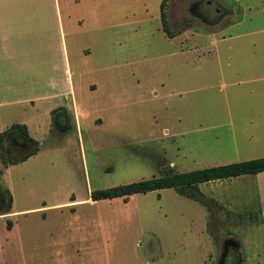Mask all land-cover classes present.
Here are the masks:
<instances>
[{
  "label": "rangeland",
  "instance_id": "1",
  "mask_svg": "<svg viewBox=\"0 0 264 264\" xmlns=\"http://www.w3.org/2000/svg\"><path fill=\"white\" fill-rule=\"evenodd\" d=\"M73 1L77 27L65 41L80 69L73 76L78 115L66 106L64 131L58 110L48 129L31 120L36 152L0 176V211L8 195L17 211L0 215V264H227L220 254L228 249L232 256L233 234L247 256L251 243H261V227L250 220L264 211V171L199 183L208 207L172 188L88 201L92 190L158 176L169 162L183 172L264 154L250 152L258 132L243 120L247 110L240 116L233 100L225 105L209 53L194 61L192 76L201 73L203 83L180 92L190 106L175 118L171 86L180 74L171 67L181 68L170 53L180 40L162 32L159 0ZM205 1L166 0L168 30L213 18L216 10ZM217 1L237 9L234 0ZM231 19L223 15L222 22ZM203 31L197 40L212 48V35ZM59 93L47 105L70 102L68 91ZM4 143L17 156L27 149L10 135Z\"/></svg>",
  "mask_w": 264,
  "mask_h": 264
},
{
  "label": "crops",
  "instance_id": "2",
  "mask_svg": "<svg viewBox=\"0 0 264 264\" xmlns=\"http://www.w3.org/2000/svg\"><path fill=\"white\" fill-rule=\"evenodd\" d=\"M234 1L237 2V9L224 7L217 0H206L207 4L214 6L216 17L200 19L198 25H184L175 32L169 31L172 34L170 37L161 29L169 39L180 40L170 53V57L174 61L177 59L181 68L171 67L173 72L178 71L180 74L179 80L173 79L171 86V94L178 97L172 108L177 120L183 117L184 109L190 104L182 100V94L185 95L186 90H194L191 88L192 83L197 84L195 89L201 87L199 83H203L201 73L192 76L194 61L211 54L216 59L213 69L215 85L221 88L226 106L233 100L231 104L238 115L241 116L247 110L248 115L245 113L243 120H247L250 127L258 132L254 143L249 146L250 152L260 156L264 154V0ZM159 3L160 0L158 18ZM76 4L73 0H50L47 4L38 0H0V132L11 124H23L27 135L35 139L29 123L31 120L40 118L35 120L37 128L45 123L48 129L53 114L58 110L61 113L58 126L64 131L67 128L64 123L67 124L69 119L66 106L70 105L74 114L78 115L73 76L78 77L80 69L74 70L75 64L70 62L69 47L65 41V36H73L77 27ZM46 7H51V17L55 18L57 28L54 33L48 29ZM223 15L231 16V21L222 22ZM103 18L105 21V16ZM159 23L161 28L160 19ZM202 31L212 35L213 39L209 42L213 43L212 48L197 40L196 36ZM94 86L85 83L82 88ZM67 91L70 102H64V105L60 103L56 107L47 105V100L58 99L62 96L59 92ZM27 109L30 115L25 116L23 112ZM9 135L10 141L12 138L17 141L22 139L16 132L10 131L4 140ZM22 144L26 146L25 141ZM12 165L3 167L0 164V176ZM168 165L174 167L171 162ZM87 199L92 201L89 196ZM8 211L5 213L8 217L17 212L10 207ZM250 221L251 224L260 225L261 243H251L247 256H244L240 252L238 237L233 234L228 239L234 254L231 264H264V211H261L260 217ZM225 257L222 250L220 259L224 260ZM206 262H210V258Z\"/></svg>",
  "mask_w": 264,
  "mask_h": 264
},
{
  "label": "trees",
  "instance_id": "3",
  "mask_svg": "<svg viewBox=\"0 0 264 264\" xmlns=\"http://www.w3.org/2000/svg\"><path fill=\"white\" fill-rule=\"evenodd\" d=\"M164 2L165 0H160L159 3V19L161 22V29L168 37H170L172 34L169 32L166 25V18L163 9ZM10 131L16 132L22 138L19 141H25L26 143L27 149L19 156L15 155L12 152V149L4 143V136ZM37 147V141L27 135L26 128L23 124H11L7 129L0 132V164L1 166L6 167L7 165L21 162L27 157L33 155L36 152ZM261 171H264V156L183 172L173 171L170 167H166L161 170L158 176L92 190L89 192V198L92 201L111 199L114 197L126 199L129 195L172 188L178 195L193 199L200 204L207 206L205 200L199 197L200 193L197 186L199 183L227 179L246 174H254ZM10 204L11 197L8 195L4 209L0 211V215L9 212ZM6 227L10 228V221H6Z\"/></svg>",
  "mask_w": 264,
  "mask_h": 264
},
{
  "label": "flooded vegetation",
  "instance_id": "4",
  "mask_svg": "<svg viewBox=\"0 0 264 264\" xmlns=\"http://www.w3.org/2000/svg\"><path fill=\"white\" fill-rule=\"evenodd\" d=\"M11 142H12V144L14 145V146H17V147H24V145L22 144V142H20V141H17V140H15V139H11ZM230 243V242H229ZM230 245V247H231V243L229 244ZM231 251H232V247H231ZM224 255L226 256L225 257V259L227 260V261H229V262H227V264H231V263H233L234 262V254L232 253V256H231V253L228 255V249H226L225 251H224Z\"/></svg>",
  "mask_w": 264,
  "mask_h": 264
}]
</instances>
